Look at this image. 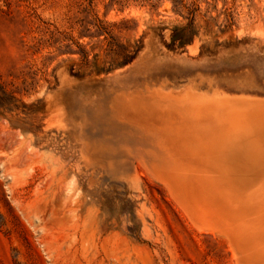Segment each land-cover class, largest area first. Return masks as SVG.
Segmentation results:
<instances>
[{
    "label": "rangeland",
    "instance_id": "rangeland-1",
    "mask_svg": "<svg viewBox=\"0 0 264 264\" xmlns=\"http://www.w3.org/2000/svg\"><path fill=\"white\" fill-rule=\"evenodd\" d=\"M97 19L144 49L74 77ZM0 85V264L264 252V0H0Z\"/></svg>",
    "mask_w": 264,
    "mask_h": 264
},
{
    "label": "trees",
    "instance_id": "trees-1",
    "mask_svg": "<svg viewBox=\"0 0 264 264\" xmlns=\"http://www.w3.org/2000/svg\"><path fill=\"white\" fill-rule=\"evenodd\" d=\"M124 24H122L123 26ZM96 28L94 33L97 37L105 36L106 48L104 51V58L100 59V54L93 56V59H89V53L78 45L81 54V60L79 64L74 66L79 67L78 73H75V68L72 69V75L74 77H84L83 69L94 68L97 74L103 72H111L115 69L123 68L132 65L139 57L140 53L144 49L143 41L139 40L134 45L127 43L123 44L114 35L112 29L116 27V24L112 26H105L99 19L93 24ZM196 35L192 24L185 27H178L173 30L171 35V42L167 46L170 50L175 51L177 49H184L186 46L191 45ZM15 99L8 94L5 89L0 85V108H7L14 106Z\"/></svg>",
    "mask_w": 264,
    "mask_h": 264
},
{
    "label": "bare ground",
    "instance_id": "bare-ground-1",
    "mask_svg": "<svg viewBox=\"0 0 264 264\" xmlns=\"http://www.w3.org/2000/svg\"><path fill=\"white\" fill-rule=\"evenodd\" d=\"M234 214V213H233ZM234 216L236 217V215L234 214ZM264 217V216H263ZM264 219V218H263ZM238 220V219H237ZM240 220V218H239ZM242 220V219H241ZM242 226V225H241ZM244 230V231H243ZM247 228H243L242 229V232H243V236L244 238H242V236H236L234 235V238L237 237V238H242L243 240V244H242V248L241 249H238L237 251L234 249V253L235 255L237 256L238 258V261L240 262V264H247V263H253V264H264V252L262 251V254H259V249L255 248V246L257 245H254V244H249V241L252 240V238L250 237L249 234L246 233ZM235 231L232 232V234L230 235V239H232V235ZM264 239V237H262ZM233 246V245H232ZM249 246H252L254 247L255 249H257V251L254 253H252L251 251L253 249H249ZM259 248V247H258ZM261 249H264L263 247ZM237 252V253H236ZM260 256H262L263 258H261Z\"/></svg>",
    "mask_w": 264,
    "mask_h": 264
}]
</instances>
